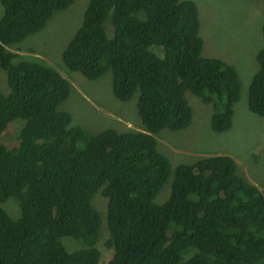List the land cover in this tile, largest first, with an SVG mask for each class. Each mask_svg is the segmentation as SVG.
Wrapping results in <instances>:
<instances>
[{"label":"trees","instance_id":"1","mask_svg":"<svg viewBox=\"0 0 264 264\" xmlns=\"http://www.w3.org/2000/svg\"><path fill=\"white\" fill-rule=\"evenodd\" d=\"M75 1L0 0V68L10 90L0 92V264H101L106 230L114 252L106 264H264V193L236 161L212 155L173 169L158 149L157 134L191 125L188 93L212 105L220 134L232 129L242 97L237 68L203 56L196 2L90 1L63 63L89 80L111 72L115 97L137 99L143 126L91 134L60 110L71 83L9 49ZM257 61L248 107L264 118V48Z\"/></svg>","mask_w":264,"mask_h":264},{"label":"rangeland","instance_id":"2","mask_svg":"<svg viewBox=\"0 0 264 264\" xmlns=\"http://www.w3.org/2000/svg\"><path fill=\"white\" fill-rule=\"evenodd\" d=\"M90 1L76 0L71 7L55 11L46 28L9 49L13 52L19 50L24 59L38 58L37 61L42 60L53 66L72 84L70 97L60 107L61 111L71 113L72 125L82 127L91 134L107 129L120 132L128 128L143 130L135 108L137 99L122 102L115 97L111 72L97 80H89L81 73L70 71L63 63V52L80 28ZM192 1L196 2L200 11L203 56L221 59L237 68L242 83V97L235 105L232 129L220 134L211 128L212 105L188 93L187 98L193 108L190 127L182 131L165 130L164 135L160 134L162 139L158 142V149L170 158L173 169L178 164H193L206 156H230L237 163L238 173L264 193V118L252 114L248 107L249 86L260 68L257 54L264 48V0ZM3 15L4 8L0 4V19ZM106 28L112 38L114 27L111 20L106 22ZM0 92L10 93L7 73L2 68ZM19 121L25 123L24 120L15 122ZM15 137L14 134L8 140L13 143ZM173 178L159 195V203L169 198ZM162 195L164 200H161ZM107 202V198L100 195L95 199L102 212H105ZM108 236L106 230L99 243L101 264H106L113 257V250L105 247ZM67 240L75 241L72 238Z\"/></svg>","mask_w":264,"mask_h":264},{"label":"clouds","instance_id":"3","mask_svg":"<svg viewBox=\"0 0 264 264\" xmlns=\"http://www.w3.org/2000/svg\"><path fill=\"white\" fill-rule=\"evenodd\" d=\"M112 25H113V24H112ZM113 27H114V26H113ZM109 32H110V34H112V28L109 29ZM20 54H21V53H20ZM71 85H72V84H71ZM72 88H73V86H72ZM7 93H8V92H7ZM7 93H6V94H7ZM199 99H200V98H199ZM133 101H134V100H132V101H130V102H133ZM135 108H136V110H137V105H136V104H135ZM212 116H213V115H212ZM234 116H235V106H234ZM211 120H212V118H211ZM233 122H234V120H233ZM128 127H129V125H128ZM189 127H190V126H189ZM189 127H188V128H189ZM188 128H187V129H188ZM128 129H130V128H128ZM138 129H139V130H136V131H143V130L140 129V128H138ZM185 130H186V129H185ZM181 131H182V130H181ZM163 132L165 133V130L162 131V132H160L159 134L156 135V138H157L158 142L161 141L162 138L160 137V134L164 135ZM164 155H165V154H164ZM166 156H167V155H166ZM167 157H168V156H167ZM168 158H169V157H168ZM169 159H170V158H169ZM178 165H179V164H178Z\"/></svg>","mask_w":264,"mask_h":264}]
</instances>
